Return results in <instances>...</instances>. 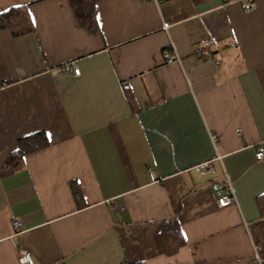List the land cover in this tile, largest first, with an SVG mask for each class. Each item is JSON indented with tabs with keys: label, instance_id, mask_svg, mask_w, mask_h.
Wrapping results in <instances>:
<instances>
[{
	"label": "crops",
	"instance_id": "obj_1",
	"mask_svg": "<svg viewBox=\"0 0 264 264\" xmlns=\"http://www.w3.org/2000/svg\"><path fill=\"white\" fill-rule=\"evenodd\" d=\"M16 5L33 30L0 29V264L22 248L34 264L264 257V0H99L97 32L70 0H0V13ZM38 131L49 144L9 166ZM216 154L213 174L193 169ZM227 180L237 202L218 207ZM175 218L186 243L165 255L156 234Z\"/></svg>",
	"mask_w": 264,
	"mask_h": 264
},
{
	"label": "trees",
	"instance_id": "obj_2",
	"mask_svg": "<svg viewBox=\"0 0 264 264\" xmlns=\"http://www.w3.org/2000/svg\"><path fill=\"white\" fill-rule=\"evenodd\" d=\"M99 0H70L75 16L79 23L86 29L97 32L99 30L96 17V6ZM207 0H193L195 3ZM9 28L15 36L33 30V22L25 5L11 7L0 13V29ZM206 57V56H205ZM125 93L133 110L136 109L132 92L128 87ZM49 144L45 131H38L19 139L17 149L7 158V164L19 168L24 163V156L30 152L43 148ZM75 193L79 192L75 182H72ZM258 205L264 219V194L258 197ZM156 243L159 252L165 255H174L186 243V238L177 218L162 223L160 231L156 234ZM133 264H141L140 262Z\"/></svg>",
	"mask_w": 264,
	"mask_h": 264
},
{
	"label": "built area",
	"instance_id": "obj_3",
	"mask_svg": "<svg viewBox=\"0 0 264 264\" xmlns=\"http://www.w3.org/2000/svg\"><path fill=\"white\" fill-rule=\"evenodd\" d=\"M155 1H158V0H155ZM253 5L254 3L251 2L249 5L246 6V9L250 10L253 7ZM169 26H170V23L168 21L163 22L164 29L167 30ZM164 58L167 61H173L174 59H177L178 57L174 54V50L172 49L171 51H168V50L164 51ZM61 70L67 73H74L75 75L80 74V68L77 67L73 63L65 64L64 66L61 67ZM212 140L214 142L217 141V138L215 137V135H212ZM256 158L258 160H261L264 158V147L261 145L258 146L257 148ZM215 160H221V156L219 154H216L211 159L205 160L201 163L194 165L193 169L201 173L202 175L213 174L215 172V169H214ZM216 194H217L216 202H217L218 207H225L227 205L237 202L236 195L233 191L232 185L228 180L225 186L217 189ZM20 224L21 223L19 219L13 220V226L16 231L20 230ZM255 252H256V259H257L256 264H264V257L260 254L259 245H255ZM18 259L21 264H34V258L31 252L24 248L20 249Z\"/></svg>",
	"mask_w": 264,
	"mask_h": 264
},
{
	"label": "snow or ice",
	"instance_id": "obj_4",
	"mask_svg": "<svg viewBox=\"0 0 264 264\" xmlns=\"http://www.w3.org/2000/svg\"><path fill=\"white\" fill-rule=\"evenodd\" d=\"M16 7H20V5H16Z\"/></svg>",
	"mask_w": 264,
	"mask_h": 264
}]
</instances>
